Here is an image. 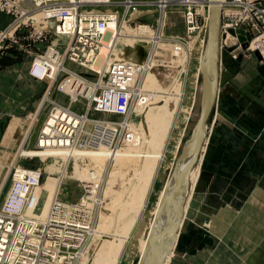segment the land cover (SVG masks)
<instances>
[{"label":"rangeland","instance_id":"374dc122","mask_svg":"<svg viewBox=\"0 0 264 264\" xmlns=\"http://www.w3.org/2000/svg\"><path fill=\"white\" fill-rule=\"evenodd\" d=\"M131 1L137 4L132 7L129 6L127 12L126 0H108V3L84 5L78 10L84 14H104L113 9L121 19L127 15V24H125L127 29L121 30L115 45L114 55L107 67L111 63L121 61L120 58L123 57L124 61L120 63L131 64L132 67L131 79L130 82L126 83V87L133 86L140 73L144 71V78L142 77L138 82L140 91L148 94L151 91L154 92L152 89L153 82L159 89L157 91L160 97L153 103L154 105L160 104V110H158L159 108L157 110L161 120L160 124L151 126L152 133L150 134L144 125H140L141 121L137 120L139 114L143 113L144 116H147L145 115L148 113L146 104L145 106L136 105L127 111L125 116L121 112L117 114L90 112V117L93 120L110 122L118 121V118H121L119 122H124L122 124L127 126L138 121L139 125L138 123L137 125L134 124V128L129 131L133 135V142L118 146L115 154V148L110 151L80 149L83 151L70 156L64 152L44 150L40 147L38 139L54 109V104L82 115L87 111L88 101L87 99H79V97L76 101H71L70 94L59 90V86L67 79L65 74L59 75L54 80H39L30 76V67L34 59L44 55L50 48L49 54L51 50L58 51L64 58V65L67 69L84 75L83 77L88 80H96L99 73L84 67L86 61L84 56L81 58L82 62L71 59L72 54L66 49L70 40L59 37L55 31V28L60 24L59 21L56 23L52 21V24L42 20L31 21V15L39 13L41 10H36V7L28 3L23 6L27 13L18 14V18L12 13L0 12L1 35L7 36L9 29L17 24L11 31V35L7 36L1 43L0 56H4L7 52L17 53L21 60L29 61V77L44 84V87L38 89V93L33 96L31 104H28L25 110H21L20 113L8 112V116L2 120L3 125L0 133V141H3L0 142V210L13 185V166L39 171L40 191L36 208V214L39 217L45 218L48 215L56 196L58 201L70 204L76 203L88 195L85 198H88L87 206L93 211V232L83 247L82 256L75 264H135L139 257L142 242L150 230L154 211L162 201L163 208L166 209L165 206L170 205L175 210L171 208L172 211L178 214L180 221L178 230H171L163 234V238L161 237L162 242H165L162 246L161 256L167 255L164 264H191L190 257L193 255L205 256L215 248L218 239H224L221 237L217 239L216 237L219 236L210 231L209 224H206L207 215L198 213L203 210L199 207H204L202 204L206 200L202 198V195L198 197L205 190L200 183L201 167L198 160L202 158L203 142L215 115V111L212 109L217 83L212 84L210 89L213 99L203 128H206V132L204 131L201 136L202 139L195 160L191 162L190 158L189 162L188 170L199 167L196 184L190 192L192 183L185 174V182L179 183V189L173 187V199H179V203L175 202L172 205L171 200L163 193L169 187L167 185L168 177L173 176L181 157L183 154H187L189 142L194 135H198L194 133L196 125L198 126L202 105H200V101L197 102V94L202 89V73L207 69V79L209 78L210 81H212L211 75H215L211 63L213 58L211 55L207 56L208 59L210 58L209 62L204 56L209 30L207 27L203 48L200 47V44L198 47V40L202 38L201 34L195 33L189 37L185 34V7L181 4L182 0H146L150 3L148 5L138 2L140 0ZM164 1L170 4L160 10L159 7ZM196 1L197 9L202 18L203 16L206 17L208 6L210 14L211 0ZM258 1L264 3V0ZM221 2L222 0H219L217 3L219 21L216 25L214 38V51L217 53V57L224 50V47L230 53L236 49L241 54L254 55L253 53L257 52L260 57L257 60L263 62V53L254 51L256 49L252 51L249 47L251 40L253 41L257 36L250 24L241 23L234 28L230 27L225 32L222 30L225 18L223 13L233 7L230 5L221 6ZM225 2H230V0H225ZM60 3L62 0H47L46 4L52 6ZM43 5L41 4L40 7ZM149 5L154 8L146 7ZM158 35H161V40L158 39ZM237 35H243L246 38V48L241 47ZM227 37H231V40ZM156 40H158L157 43ZM75 43L73 41V44ZM187 48L191 52L188 58L186 57L188 59L186 61L184 58L188 55L186 54ZM46 57L48 58L49 55ZM204 63L205 67L202 66ZM219 73L220 68L217 79ZM150 76H153L152 79L149 78ZM152 104L147 105L155 109ZM121 105L122 108L127 107L126 97ZM5 134H8L10 138L4 144ZM200 149L202 152H199ZM184 183H187L185 186L187 188L183 186ZM179 195H183L182 199ZM187 197L189 201H187ZM187 202L188 204H186ZM223 202H231V200H224ZM219 205H221L220 202L217 203V206ZM88 207L87 210H90ZM172 211L168 213L172 214ZM162 213L160 212L158 217ZM165 218L161 219L160 225H163ZM157 229L154 234L159 236V229ZM218 233L222 234L221 231ZM226 244L225 250L228 249V254H232L233 248L228 243ZM189 245H192L193 248L188 249ZM151 249L148 264H156L159 252ZM152 257L154 258L152 259Z\"/></svg>","mask_w":264,"mask_h":264},{"label":"built area","instance_id":"2783aa9c","mask_svg":"<svg viewBox=\"0 0 264 264\" xmlns=\"http://www.w3.org/2000/svg\"><path fill=\"white\" fill-rule=\"evenodd\" d=\"M25 3L36 7V10H41L40 20L49 24H52V21L55 23L59 21L60 24L55 31L58 35L65 34L69 37L70 42L66 49L72 54L71 59L82 62L81 58L84 56L86 59L84 67L99 73L96 80H88L83 77L84 75L67 69L64 58L58 51L51 50L49 54L50 48L44 55L34 59L30 67V76L39 80H54L59 75L65 74L67 79L59 86V90L64 92L63 89L67 86L70 89L68 94L71 101H76L78 97L88 101L87 111L82 115L54 104V109L38 139L40 147L44 150L52 147L73 151L94 149L99 144L114 149L132 143L133 135L129 132L128 126L122 124L124 122L93 120L89 115L90 112L100 114L121 112L125 116L131 108L136 105L145 106L148 98L151 99L147 92L139 89L141 73L133 86H125L131 79V64L114 62L104 70L91 67L102 49L105 48L107 51L106 58L112 56L117 37L116 30L121 23L125 25L123 19L114 14H84L78 11L81 6L105 4L108 0H62V3L52 6L46 4L47 0H0V12L12 13L18 18V14L27 13L23 8ZM196 3V0L181 2L185 7V34L188 37L200 33L206 23V17L202 18ZM41 4L44 5L40 7ZM125 4L127 12L129 6L132 7L137 3L126 0ZM169 4L164 1L158 7L161 10ZM224 5L233 8L224 11L222 30L225 32L241 23L250 24L257 36L253 41L251 40L249 47L252 51L256 49L254 51L264 55V3L258 0H230V2L222 0L221 6ZM33 15L30 17L31 21H35ZM107 21L116 22V28L106 26ZM15 26L17 24L9 29L7 36L11 35ZM7 36L0 33V48ZM73 41L76 43L73 44ZM46 55L49 57L46 58ZM49 61L54 62V69H50ZM41 62L44 63L42 69L47 75L41 76L35 71ZM125 97L128 105L122 108L121 104ZM12 169L13 185L0 210V264H75L82 256L83 247L93 232V211L87 206L88 198H85L88 195L70 204L58 201L56 196L45 221L32 224L17 215L24 211L33 190L39 186L40 172L23 169L20 166H13ZM87 207L90 210H87Z\"/></svg>","mask_w":264,"mask_h":264},{"label":"crops","instance_id":"0c3cea01","mask_svg":"<svg viewBox=\"0 0 264 264\" xmlns=\"http://www.w3.org/2000/svg\"><path fill=\"white\" fill-rule=\"evenodd\" d=\"M158 39H162L161 35ZM223 49L218 56L220 73L212 109L215 115L203 142L200 161V183L205 190L198 197L202 195L206 200L198 213L207 215L209 230L219 236L217 239H224H218L215 248L205 256L190 257V262L264 264V62L254 55L242 56L238 49L232 53ZM19 57L13 52L0 56V133L7 113L25 110L38 89L44 87L29 77V61ZM120 59L124 61L123 57ZM143 73L139 80L144 78ZM157 87L153 82L154 92L149 93L151 99L146 103L147 116L142 113L137 119L149 134L151 126L161 120L160 104L153 103L160 97ZM134 124L128 127L134 128ZM9 138L5 134L4 144ZM223 199L231 202L225 203ZM218 202L221 205L217 206ZM226 243L233 248L232 254L225 250Z\"/></svg>","mask_w":264,"mask_h":264},{"label":"bare ground","instance_id":"6f19581e","mask_svg":"<svg viewBox=\"0 0 264 264\" xmlns=\"http://www.w3.org/2000/svg\"><path fill=\"white\" fill-rule=\"evenodd\" d=\"M138 2H142L143 4H147L146 3V0H140V1H138ZM208 11H207V14H206V23H205V26H203V28H202V32H200V34H201V40H198V47H199V44H200V47L201 48H203V46H204V44H205V41H206V35H207V27H208V18H209V8L207 9ZM92 14H102V13H92ZM107 14H114V15H117V13L112 9L110 12H108ZM32 17H34V19H35V22L37 21H39L40 19H41V17H42V14H39V13H37V14H34ZM117 17H118V15H117ZM123 21H124V23L125 24H127V15L124 17V19H123ZM67 24H69V22H67ZM106 26L108 25V26H111V27H114V28H116V22H114V21H107L106 22V24H105ZM127 28L125 27V25L123 24V23H121V26L116 30L117 32V37H116V40H115V45H116V43H117V40H118V38H119V35L121 34V30H126ZM59 37H65V38H68L69 39V37L67 36V35H65V34H60L59 35ZM198 38V37H197ZM228 39H230L231 40V37H227ZM227 39V40H228ZM69 45V44H68ZM106 49L104 48V49H102L101 50V54L99 55V57L97 58V60L92 64V66L91 67H93L94 69H96V70H104V69H106L107 68V64L109 63V61H110V59H111V57L114 55V52H115V49H114V51H113V54H112V56L110 57V58H106ZM190 52H191V50H189L188 48H187V53L186 54H188V55H186L185 56V60L188 58V56L190 55ZM209 55H211L210 53H205L204 54V56H205V59H207L209 62H210V58L208 59L207 58V56H209ZM187 57V58H186ZM47 58V57H46ZM45 58V59H46ZM188 60V59H187ZM186 60V61H187ZM49 63H50V65H51V67H50V69H54V67H53V65H54V62H51V61H49ZM212 64H213V61L211 62ZM41 64V65H40ZM39 64V66H37V69L35 70L36 71V73H38L39 75H41V76H44V75H47L45 72H44V69H42L43 68V65L42 64H44L43 62H41ZM202 66H204L205 67V63L202 65ZM39 68H41V69H39ZM207 68V67H206ZM205 68V69H206ZM204 69V68H203ZM202 69V70H203ZM203 74H204V76H205V83L203 82L202 83V89H200V91L198 92V94H197V102H199L200 101V105L202 104V102H203V99H204V91H205V89H206V85H207V88L210 90L211 89V86H213L212 84H214L213 82H214V77H215V75L213 74V75H211V77H212V81H210L209 80V78L207 79V77H208V75H207V69L202 73V76H203ZM211 82V83H210ZM63 91L64 92H66V93H68V91H70V89L66 86V87H64V89H63ZM212 98H213V95H212ZM89 115H90V113H89ZM199 115H200V113H199ZM120 120H118V121H115L116 123H120L119 122ZM130 130H132L133 128H129ZM204 131H205V129H203V131L201 132V133H198V126L196 125V130H195V133L194 134H198L197 136H193V138H192V140L189 142V144H188V150H187V154H183V156L181 157V159H180V161H179V163H178V166H177V169H176V171H175V173L173 174V176L172 177H168V179H167V185L169 186H167L168 188H167V191L165 190V192L163 193L164 194V196L166 195V197H168L171 201H170V203H171V205L172 204H174L175 202H178L179 201V199H173V195H172V191L174 190V188L173 187H177L178 189H179V183L180 182H185V176L187 177V179H190V181H191V183H192V186H191V188L189 189V190H191L190 192H192V190H193V188H194V186H195V184H196V181H197V178H198V176H199V167H197V168H194L193 170H188V168H189V162H190V158H191V162H193L194 160H195V158H196V154H197V150H198V148H199V144H200V142H201V139H202V134L204 133ZM202 148V147H201ZM47 150H56V151H60V152H64V153H66L67 155L69 154L70 156H73L76 152H80V151H83V150H86V149H83V150H80V149H74L73 151H71V152H69L68 150H66V149H64V148H62V149H56V148H52V147H47L46 148ZM203 149V148H202ZM202 149H200V151L199 152H202L201 150ZM90 150H98V151H100V150H107V151H110V150H113V149H111V148H108V145H102V144H99V145H97L96 147H94V149H90ZM204 151V150H203ZM200 157V156H199ZM201 159L202 158H200L199 160H198V162L200 163V161H201ZM198 164V163H197ZM188 170V171H187ZM188 173H187V172ZM186 174V175H185ZM183 175V176H182ZM185 175V176H184ZM186 179V180H187ZM190 183V184H191ZM185 184V183H184ZM187 184V183H186ZM186 184L185 185H183L184 187L186 186ZM181 186V185H180ZM185 188H187V187H185ZM184 188V189H185ZM176 190V189H175ZM39 191H40V186H38V187H36L34 190H33V192H32V195L30 196V199H29V202L26 204V206H25V208H24V211L23 212H21L20 214H18L17 216L20 218V219H23V220H27L28 222H30V223H32V224H36V223H42V222H44L45 221V219L48 217V215L50 214V210H49V212H48V215L45 217V218H42V217H39V216H37V214H36V208H37V205H38V201H39ZM186 191V190H185ZM189 194V193H188ZM191 194V193H190ZM186 195V194H185ZM164 196H162L163 198H164ZM179 196H181L180 198L182 199V196L183 195H179ZM188 196V195H187ZM188 198V197H187ZM163 200V199H162ZM173 200H174V202H173ZM164 201V200H163ZM187 201H189V198H188V200ZM162 201H160V204H159V206H158V208H156L155 209V211H154V217H153V220H152V222H151V224H150V230L147 232V234H146V238H145V240L142 242V245H141V248H140V252H139V257H138V259H137V262L135 263V264H148V262H149V257H150V249L152 248V247H154V246H157V247H154V248H152L151 250L153 251H157V252H159V258L158 257H156V258H158V260H156V264H164V261L166 260V257H167V255H164V256H161V251H162V249H163V245H164V243L165 242H162V236H163V234H165V233H168L169 231H171V230H174V231H176V230H178L177 228H178V226H179V218H178V214H175L174 213V209L170 206V205H168V206H165L166 207V209L165 208H163L164 207V205H163V202L161 203ZM185 202V201H184ZM179 203V202H178ZM186 204H188V202L186 203ZM167 205V204H166ZM176 205V204H175ZM174 206V205H173ZM187 206V205H186ZM185 207V206H184ZM51 208V207H50ZM174 210V211H172V209ZM177 209H178V207H177ZM183 209H185V208H183ZM162 210V211H161ZM180 210V209H179ZM171 211H172V214H169V213H171ZM178 211V210H177ZM160 212H163L159 217H158V215L160 214ZM169 212V213H168ZM186 212V211H185ZM175 214V216L173 217V215ZM163 217H166L165 218V220H164V222H163V225H165L164 227H162L163 225L161 224H159V222L161 221V219L163 218ZM182 217V216H181ZM158 225H159V227H162L161 229H159V227H158ZM171 225V226H170ZM156 228H158L157 230H158V234H159V236H156L154 233H156L155 232V230H156ZM162 237V238H161ZM176 238V237H175ZM174 238V239H175ZM160 240V241H159ZM174 242H175V240H174ZM161 243V244H160ZM160 246H161V249H160ZM164 252V251H163ZM156 253V252H155ZM154 256H156V255H154ZM154 257H152V259H153ZM167 263V262H166Z\"/></svg>","mask_w":264,"mask_h":264},{"label":"water","instance_id":"95a60500","mask_svg":"<svg viewBox=\"0 0 264 264\" xmlns=\"http://www.w3.org/2000/svg\"><path fill=\"white\" fill-rule=\"evenodd\" d=\"M219 0H211L212 6L210 7V14H209V25H208V41L206 46V52L210 53L211 57L213 58V67L215 71V77H214V84L217 83V76L219 71V59L217 57V53L214 51V38H215V31H216V25L219 21V10L217 8V3ZM241 33V32H239ZM237 38L239 42L241 43V47L246 48V38L243 35H237ZM248 54V53H245ZM254 56L259 60V54L257 52L253 53ZM243 56V54H242ZM203 82L205 83V76L203 74ZM204 99L201 105V111L198 119V133H201L204 128L205 119L207 117L208 111L211 108V102H212V93L207 88L204 91Z\"/></svg>","mask_w":264,"mask_h":264}]
</instances>
